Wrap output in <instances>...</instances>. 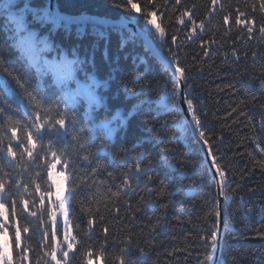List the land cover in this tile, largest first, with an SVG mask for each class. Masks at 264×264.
Listing matches in <instances>:
<instances>
[{
    "label": "snow or ice",
    "instance_id": "snow-or-ice-1",
    "mask_svg": "<svg viewBox=\"0 0 264 264\" xmlns=\"http://www.w3.org/2000/svg\"><path fill=\"white\" fill-rule=\"evenodd\" d=\"M123 7L129 20H143L152 29V40L158 42L161 50L167 49L165 62L171 70L170 81L163 86L145 82L140 85L141 95L157 87L165 90L166 100L172 101L165 114H174L171 123L181 127L182 131L190 130L191 138L200 143L201 151L206 149L205 158L211 157L210 167L215 168L213 180L219 188V195L227 203L229 184L225 170L214 154L212 136L209 135L213 129L207 121V114L201 113L190 98L192 85L188 80L191 69L187 67L186 58L175 49L182 47L178 36L184 37L188 43L202 38L207 24L217 14H221L226 33L235 27L248 40L264 42V0H245L244 8L229 7L227 11L223 0H210L204 18H198L196 5L187 6L185 0H159V3L158 0H125ZM176 12L179 15H175ZM0 16L7 24L14 25L21 36L32 20L56 24L63 21L67 25L93 19L54 14L48 7H43L40 0H0ZM156 16L162 18L161 23L156 22ZM164 20H169L167 27L162 26ZM84 34L83 29L77 30L78 38ZM95 35L98 40L106 39L102 32ZM97 46L98 41L93 45L91 58L67 60L61 55L58 63L49 60L38 63L33 50L29 49V64L21 65L19 69L0 58V90L8 82L14 83L26 101L23 112L9 111L0 95V264H109V260L111 264H148L151 259L140 244L147 243L150 247L149 238H154L165 225H141L137 232L139 214L149 209L162 210L157 217L159 220L166 216L172 203L162 202V197L169 195L163 183L150 187L154 183V177L149 175L153 170L151 157L144 152L129 155L138 145L127 147L120 143L127 136L135 115L128 113L115 127L110 126L112 121L107 118L97 123L100 113H95V109L101 106V99L95 88L99 84L95 80L91 85L74 81L73 66L86 67L94 62ZM45 48H48L46 42ZM202 54L210 56L208 47L203 44ZM232 55L236 56L235 49ZM252 55L256 56V53ZM48 71L53 72L54 80L40 83L38 77ZM169 82L172 86L170 94L166 91ZM261 85L264 86V80ZM135 91L127 94L135 95ZM81 101H85L95 115L86 112L81 116L77 107ZM120 106L128 107L122 100L109 98L106 107ZM260 107L264 109V104ZM236 112L234 107L228 115ZM241 116L248 118L252 131L247 138L253 148L247 155L264 171V111L258 121L259 127L243 110L238 112L237 119ZM168 126L167 121L161 125ZM101 129L103 136L98 135ZM98 139L99 144L96 143ZM114 142L121 147L120 160L124 168L121 172L108 171L99 155L104 153L115 159L110 151ZM159 151L167 161L171 151L166 146ZM141 185L148 199L133 207L131 197ZM222 211L226 213L227 209H219L214 204L209 213L214 220L207 230L206 252L200 264L213 261L220 223L215 218H220ZM222 222L227 232L230 226L226 216ZM121 234L123 238L118 239ZM257 235L264 237V231H257ZM109 248H115L116 252L110 254ZM133 248L137 253L134 258L131 255Z\"/></svg>",
    "mask_w": 264,
    "mask_h": 264
},
{
    "label": "trees",
    "instance_id": "trees-1",
    "mask_svg": "<svg viewBox=\"0 0 264 264\" xmlns=\"http://www.w3.org/2000/svg\"><path fill=\"white\" fill-rule=\"evenodd\" d=\"M40 3L48 7V0H40ZM124 3L125 0H57L59 10L63 13L87 14L113 20L128 19ZM223 3L225 11L229 7H245V0H223ZM185 4L196 5V16L204 18L210 0H185ZM154 19L161 23L160 16ZM131 20L136 21L151 36L152 29L143 20ZM168 24L169 20H164L162 26L167 27ZM26 28L21 36L15 31L14 25L7 24L4 17L0 16V58L8 60L17 69L29 64V49L33 50L32 54L38 63L43 60L58 63L61 55L67 60H84L92 57L93 45L98 41L94 62L88 63L86 67L73 66L74 81L91 85L95 80L99 84L95 88L96 95L101 99V106L95 109V113H100L97 123L107 118L112 121L110 126L115 127L128 113L135 115L127 136L120 143L127 147L138 145L136 151L129 155L144 152L151 157L153 170L149 175L154 177V183L150 187H158L163 183L169 195L162 197V202L172 203L166 216L159 220L157 217H160L162 210L149 209L139 214L137 232L141 225H165L154 238H149L150 247L147 243H141L140 247L150 254L148 264H200L206 252L207 230L214 220L209 213L213 211L214 204L218 207L216 184L200 146L191 138L190 130L182 131L181 127L171 123L175 115L165 114L172 102L166 100L165 90L157 87L151 92L145 91L143 95L140 90V85L145 82H156L163 86L166 81H170V70L151 54L139 37L126 29L64 25L61 22L54 24L38 20H32ZM78 29H83L85 33L81 38L77 36ZM96 32L104 33L106 39L98 40ZM178 40L182 41V47L175 50L186 58L187 67L191 69L188 80V84L192 85L190 98L201 109V113L207 114V121L213 129L209 135L212 136L214 154L225 170L229 184L226 217L230 227L223 236L219 264H264V237L257 235V231H264V171L247 155L253 148L247 138L252 135L248 118L241 116L237 119L238 112L243 110L259 127L258 121L264 111L260 107L264 104V86L261 85L264 80V42L248 40L235 27L226 33L221 24V14H217L207 24L202 38L192 43H188L184 37L178 36ZM45 42L48 48H45ZM153 42L158 47V42ZM202 44L208 47L210 56H203ZM234 49L236 56L232 55ZM162 51L167 53V49ZM253 52L256 56L252 55ZM32 71L35 72V68ZM38 78L43 84L54 80V75L48 71ZM171 88L169 82L166 89L169 94ZM134 89L135 95L127 94ZM0 95L9 111L23 112L26 101L14 83L5 84ZM109 98L122 100L128 105L127 109L124 106L107 108ZM83 105L87 106V103L81 101L77 105L81 116L86 112L95 115ZM234 107L237 112L229 116ZM166 121L169 126L161 127ZM98 135L103 136L102 129ZM96 143L99 144L100 140ZM165 146L171 151L167 161L159 151ZM110 151L115 159L101 153V161L107 165L108 171H124L120 160V144L114 142ZM145 199H148V195L141 185L131 197V203L135 207ZM215 219L218 221V218ZM122 238L121 234L118 239ZM115 252V248H109L110 254ZM136 254L133 248V258Z\"/></svg>",
    "mask_w": 264,
    "mask_h": 264
},
{
    "label": "water",
    "instance_id": "water-1",
    "mask_svg": "<svg viewBox=\"0 0 264 264\" xmlns=\"http://www.w3.org/2000/svg\"><path fill=\"white\" fill-rule=\"evenodd\" d=\"M49 10L52 13H58L60 16H67V17H90L93 18L92 20L88 21V22H74L71 24H67V25H83V24H89V25H99L102 27H111V26H116V27H121L123 29H127L129 31H131L132 33H134L135 35H137L149 48V50L155 54L168 68L167 63L165 62V56L166 53L164 51H161L154 43L153 41L150 39V37L148 36L147 33L143 32L138 25L135 23V21H131L125 18L122 19H117V20H113V19H109V18H105V17H98V16H92V15H80V16H75V15H70V14H66L61 12L56 4V0H49ZM63 22V21H62ZM65 24V22H63ZM170 70V69H169ZM171 71V70H170ZM186 107V106H185ZM196 141V140H195ZM197 142V141H196ZM198 143V142H197ZM201 149V145L200 143H198ZM206 151V149L204 150ZM204 151H202V154L204 155ZM205 158V155H204ZM205 161L207 163V166L210 170L211 175L215 172V168L214 167H210L211 164V157H207L205 158ZM213 177V175H212ZM216 181L219 180V177L216 176L215 178ZM216 184V182H215ZM217 189V196H218V208L219 209H224L226 208V203L224 202V197L219 195V188L216 186ZM226 216V213L222 211V215L220 218H218L219 223V231H218V237H217V241H216V248L214 250V256H213V261L212 264H219L220 263V258H221V251H222V243H223V236H224V225H223V219Z\"/></svg>",
    "mask_w": 264,
    "mask_h": 264
},
{
    "label": "bare ground",
    "instance_id": "bare-ground-1",
    "mask_svg": "<svg viewBox=\"0 0 264 264\" xmlns=\"http://www.w3.org/2000/svg\"><path fill=\"white\" fill-rule=\"evenodd\" d=\"M56 4H57V0H56ZM48 7H49V0H48ZM57 7H58V5H57ZM58 9H59V7H58ZM87 15V14H86ZM75 16H80V15H75ZM126 19V18H125ZM129 20V19H128ZM131 21H133V20H131ZM62 23V22H61ZM135 23L138 25V23L135 21ZM55 24V23H54ZM64 24V23H63ZM94 26H97V27H100V28H107V27H102V26H99V25H94ZM111 27H113V28H121V27H116V26H111ZM138 27L143 31V32H145V33H147L146 31H144L139 25H138ZM123 29V28H122ZM127 30V29H126ZM129 31V30H128ZM129 32H131V31H129ZM132 33V32H131ZM134 34V33H133ZM148 34V33H147ZM135 36H137V35H135ZM148 36L150 37V39L152 40V38H151V36L148 34ZM138 37V36H137ZM153 41V40H152ZM154 43V42H153ZM155 44V43H154ZM146 45V44H145ZM147 46V45H146ZM147 49L149 50V48L147 47ZM150 51V50H149ZM151 52V51H150ZM151 54L154 56V57H156V58H158L155 54H153L152 52H151ZM159 59V58H158ZM160 60V59H159ZM161 61V60H160ZM162 62V61H161ZM171 72V71H170ZM83 107H85V108H88V105L86 106V105H83ZM197 143V142H196ZM198 144V143H197ZM199 145V144H198ZM207 164V163H206Z\"/></svg>",
    "mask_w": 264,
    "mask_h": 264
},
{
    "label": "rangeland",
    "instance_id": "rangeland-1",
    "mask_svg": "<svg viewBox=\"0 0 264 264\" xmlns=\"http://www.w3.org/2000/svg\"><path fill=\"white\" fill-rule=\"evenodd\" d=\"M85 85V84H84Z\"/></svg>",
    "mask_w": 264,
    "mask_h": 264
}]
</instances>
